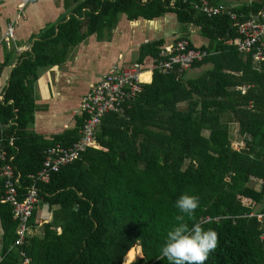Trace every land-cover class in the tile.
<instances>
[{
  "label": "trees",
  "instance_id": "16d2710c",
  "mask_svg": "<svg viewBox=\"0 0 264 264\" xmlns=\"http://www.w3.org/2000/svg\"><path fill=\"white\" fill-rule=\"evenodd\" d=\"M190 1L63 0L68 16L47 24L11 69L0 102V136L15 156L23 196L46 149L72 143L85 121L79 113L72 128L49 136L30 129L38 67L62 63L70 48L88 36L102 40L112 35L121 13L132 22L171 12L182 24H197L209 44L195 45L187 34L171 41L184 37L191 46L214 52L180 71L178 65L168 72L155 69L122 114L105 113L95 146L51 172L48 181L38 182L40 203L49 204L52 220L38 225L21 246L32 263L123 264L139 244L144 256L132 264H169L159 259L160 250L181 214L176 201L188 193L199 197L200 207L185 222L189 227L200 223L219 237L205 264H264V222L249 214L264 211V61L239 51L237 27L228 15L209 16ZM263 5L264 0H253L233 8L249 17ZM166 42L161 37L141 42L136 59L157 55ZM210 62L213 67L202 74L186 75L188 68ZM244 85L243 92L239 87ZM235 134L244 143L240 148L232 147ZM12 136L13 146L8 141ZM2 180L0 221L6 245H12L19 222L13 205L2 200ZM7 247L0 264H20L18 251Z\"/></svg>",
  "mask_w": 264,
  "mask_h": 264
},
{
  "label": "built area",
  "instance_id": "2783aa9c",
  "mask_svg": "<svg viewBox=\"0 0 264 264\" xmlns=\"http://www.w3.org/2000/svg\"><path fill=\"white\" fill-rule=\"evenodd\" d=\"M190 4L209 16L228 15L237 27L239 36L234 43L239 51L251 53L258 62L264 61V5L249 17H244L242 13L236 12L232 5L221 0H191ZM18 5L21 13L24 3ZM16 19L17 17L6 24L0 37V46L3 42L8 43L14 38ZM213 53L205 48L191 46L189 41L183 37L166 42L160 47L157 55H150L144 61L137 59L113 61L99 80L89 86L80 100L79 111L85 114V121L79 129V137L68 145L55 143L46 149L41 168L36 174L30 175L33 182L23 196L19 189L20 173L16 171L12 162L15 156L6 147L5 137L0 136L1 173L5 183L2 200L13 205L14 216L19 222L17 237L10 249H15L20 254V264H35L31 262L30 256L21 249V246L32 232L31 217L41 201L38 182L48 181L51 172L58 171L62 166L74 161L86 148L97 144L96 131L102 117L109 111H116L119 114L124 112L127 100L141 89L142 82L148 81L141 78L142 73L151 71L153 77L155 69L168 72L174 65H178L180 71ZM246 88L245 85L239 87L243 92ZM8 141L13 146L15 136L9 137ZM241 144L244 145L243 142ZM244 198L248 199L246 203L254 204L250 198L243 197V201H245ZM249 214H255L257 219L264 222V211H251ZM2 259L3 256L0 255V262Z\"/></svg>",
  "mask_w": 264,
  "mask_h": 264
},
{
  "label": "crops",
  "instance_id": "0c3cea01",
  "mask_svg": "<svg viewBox=\"0 0 264 264\" xmlns=\"http://www.w3.org/2000/svg\"><path fill=\"white\" fill-rule=\"evenodd\" d=\"M36 1L39 0H0V37L5 30L6 24L17 17L14 38L8 43L3 42L0 46V102H2L4 99L5 88L8 83L11 69L16 66L20 57L29 51L30 47L37 38L38 33L47 25L44 24V16L37 12L36 7L41 5V3H39L37 6L34 4V9L36 8L34 21L32 22L31 20H28V17L33 14V6L28 7V4L29 2L35 3ZM221 1L227 3L228 5L239 7L242 4L250 3L253 0ZM19 3H24V9L21 13L18 9ZM52 5L55 6L56 4L52 1ZM62 12L63 7L57 6L56 15H64ZM66 16H68V14ZM169 19L170 18L163 17L159 19H153L151 21H143L152 23V29L155 30L160 28L166 21H169ZM132 22L138 24L140 21ZM30 23L36 25L35 28H32ZM115 30L118 29L116 28ZM173 31L174 30L164 33H157L159 34L158 36L145 35L143 37V41L161 37L166 39L168 42L171 41L175 36L187 34L188 38L193 42V44L203 45L205 43L204 39L199 37V35L193 34L194 36L191 37L186 31H181L178 33H174ZM124 34H121V40L126 38V40L133 41V39L130 37L132 35L134 37V34L129 36H124ZM112 36L113 35H111L109 38ZM114 39L118 38L112 37L107 45H109ZM135 39H138L136 35ZM83 41L78 43L80 48L75 53V55L71 59H66L63 61V64L59 66L46 65L41 66V68L38 67L37 79L33 84V96L36 103V109L34 111V118L30 129L49 136L51 134L63 132L65 129L72 128L77 119L76 115L81 113L79 111L80 100L84 93L88 90L89 86L101 77V74L110 66L113 61L117 59L123 60L126 57L124 52L118 51V48L117 50L115 49L114 52L112 50V53H97L95 58L92 56L87 57L88 55L84 51L86 49H90V47L86 45L85 48H83ZM97 49L98 46H95L94 50L97 51ZM94 62L96 67L90 66V64ZM66 64L68 66L64 68L66 71L71 72L69 75L65 74L66 81L63 82L60 80L61 72H63L62 68L60 67H62V65L66 66ZM40 69L42 71H38ZM2 179H4V177L0 171V187L3 184ZM36 211L35 221L37 222V225L32 228V232L30 234L35 233L38 230V225L42 224L44 221L52 220V211L50 210L49 204H41L39 202ZM7 243L8 242L4 227L0 221V255L3 256V259L6 254V252H4L6 246H8V250L11 247V244L6 245ZM10 250H12V248Z\"/></svg>",
  "mask_w": 264,
  "mask_h": 264
},
{
  "label": "rangeland",
  "instance_id": "374dc122",
  "mask_svg": "<svg viewBox=\"0 0 264 264\" xmlns=\"http://www.w3.org/2000/svg\"><path fill=\"white\" fill-rule=\"evenodd\" d=\"M52 1L56 4L55 6L52 5ZM41 3V5H39L37 8V12L40 13L42 16H44V24H52V23H56L58 22L61 18H63L64 15H67L69 13V8L65 7L63 4V0H39L36 1L35 3L29 2L28 7L33 6V14L28 17V20H31L32 22L34 21V17L36 14V8L34 9V4H36V6ZM62 4V5H59ZM74 5V2H72L71 7ZM57 6H62L63 7V14L64 15H56L57 14ZM26 12V10H25ZM170 18L169 21H166L165 23H163V25L158 28L153 30V24L150 22H145L143 20H141L140 22H138V24L136 23H131V21H129L126 17V15L124 13L120 14V22L119 25L117 27L118 30H115L112 33V37H117L118 39H114L109 45H107V43H109V41L111 40V38H109L111 35L106 34L105 38L102 40H98L96 38L95 35L92 36H88L85 38V40L82 42L83 48H85V46L87 45L88 47H90V49H86L84 52L87 53V57H94L97 53H112L115 51V49L118 51H122L124 52V54L126 55L128 60H134L138 57L139 55V48L138 45L140 42H143V37L145 35H153V36H158L159 34L157 33H164L170 30H174V33H178L181 32L183 30H185L189 36H194L193 34L199 35V37L203 38L204 41L206 42V45L209 44V41L206 37H204L201 34V31H199V26L195 23H186V24H182L180 23L175 15L171 12L166 13L164 16L160 17V18ZM159 19V18H158ZM48 22V23H47ZM37 24V23H36ZM44 25V26H45ZM30 26L32 28H35L36 25H34L33 23H30ZM43 26V27H44ZM125 33V34H124ZM121 34H124V36H129L131 34H134L130 37L133 39V41H129L125 39L121 40ZM135 35L138 37V39H135ZM172 35V34H171ZM149 41V40H148ZM79 44H77V46L70 48L69 52H68V57L67 59H71L75 53L79 50ZM98 46L97 51L94 50V47ZM110 46V47H109ZM63 63L60 64H54V65H61ZM68 65L66 64V66L62 65V71L61 75H60V80H62L63 82L66 81V75L65 74H70L69 71H66V67ZM90 66H94L96 67L95 62L90 64ZM65 67V68H64ZM213 67V63H207V64H203L202 66L199 67H195V68H188L186 71V75H199L202 74L205 70L212 68ZM41 68V67H40ZM69 70V69H68ZM38 71H42L41 69ZM146 80H150V76L146 77ZM70 109V108H69ZM223 118L224 115L222 116ZM242 142L241 138L238 136V134H235V136H233L232 139V147L234 148H240V143ZM258 181H252V185H254L255 187L258 186ZM244 202H246L248 199L244 198ZM39 228V226H38ZM143 250L142 247L139 244H136L134 246V248L129 252L128 255H126L123 264H125V261L131 257V261L132 263H134L135 261L141 259L143 257Z\"/></svg>",
  "mask_w": 264,
  "mask_h": 264
},
{
  "label": "clouds",
  "instance_id": "9594fccd",
  "mask_svg": "<svg viewBox=\"0 0 264 264\" xmlns=\"http://www.w3.org/2000/svg\"><path fill=\"white\" fill-rule=\"evenodd\" d=\"M179 215L175 217L177 224L167 233L166 243L160 250L159 259H167L169 264H205L209 255L218 247V233L205 229L200 223L191 227L185 222V217L194 218L200 207L199 197L184 193L176 201ZM125 264H132L129 257Z\"/></svg>",
  "mask_w": 264,
  "mask_h": 264
},
{
  "label": "bare ground",
  "instance_id": "6f19581e",
  "mask_svg": "<svg viewBox=\"0 0 264 264\" xmlns=\"http://www.w3.org/2000/svg\"><path fill=\"white\" fill-rule=\"evenodd\" d=\"M150 74H152L151 71L144 72V73L141 74V78H143V80H144Z\"/></svg>",
  "mask_w": 264,
  "mask_h": 264
},
{
  "label": "water",
  "instance_id": "95a60500",
  "mask_svg": "<svg viewBox=\"0 0 264 264\" xmlns=\"http://www.w3.org/2000/svg\"><path fill=\"white\" fill-rule=\"evenodd\" d=\"M144 256V255H143Z\"/></svg>",
  "mask_w": 264,
  "mask_h": 264
}]
</instances>
